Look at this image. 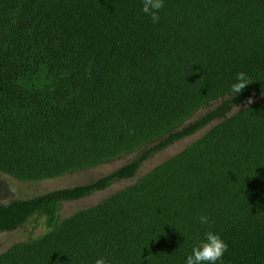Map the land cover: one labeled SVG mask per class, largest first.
I'll return each instance as SVG.
<instances>
[{
  "label": "trees",
  "instance_id": "16d2710c",
  "mask_svg": "<svg viewBox=\"0 0 264 264\" xmlns=\"http://www.w3.org/2000/svg\"><path fill=\"white\" fill-rule=\"evenodd\" d=\"M142 2L0 0V173L37 183L137 153L97 180L1 204L0 233L42 219L48 231L0 264H186L208 231L228 244L223 264H264V0H164L156 24ZM239 72L253 83L234 98ZM216 121L61 219L63 203L135 178Z\"/></svg>",
  "mask_w": 264,
  "mask_h": 264
},
{
  "label": "rangeland",
  "instance_id": "374dc122",
  "mask_svg": "<svg viewBox=\"0 0 264 264\" xmlns=\"http://www.w3.org/2000/svg\"><path fill=\"white\" fill-rule=\"evenodd\" d=\"M248 104L243 105L241 108L247 106ZM217 106V103H214L210 108L200 110L195 117L192 119L196 120L197 118L206 114L209 110L214 109ZM240 109H235L233 113L237 112ZM218 121L212 123L207 128L198 132L196 135L189 137L185 140H182L172 147L166 149L165 151L159 153L155 157L148 160L139 170L137 176L131 180H125L113 185L111 188L96 193L86 199L74 202H65L62 204V209L60 213L61 219L68 218L75 214L77 211L94 206L104 200L105 198L111 196L119 190H122L134 183H136L140 178L151 172L158 165L167 161L171 157L177 155L182 150H184L187 146L192 144L194 141L198 140L202 136H204L213 126H215ZM136 154L125 156L122 159L117 161L104 164L96 169L68 175L64 177H60L53 180H45L37 183H29V182H21L15 180L14 178L7 176L5 174L0 173V205L6 204L8 202L18 200V199H28L36 196H40L42 194L52 192L55 190L71 188L75 186H79L82 184H86L88 182L97 180L114 170L124 166L125 164L132 161ZM48 231L46 226V222L44 219L39 221H31L25 226L14 232H4L0 233V254L6 252L13 245L24 242L29 239L38 238L44 235Z\"/></svg>",
  "mask_w": 264,
  "mask_h": 264
},
{
  "label": "clouds",
  "instance_id": "9594fccd",
  "mask_svg": "<svg viewBox=\"0 0 264 264\" xmlns=\"http://www.w3.org/2000/svg\"><path fill=\"white\" fill-rule=\"evenodd\" d=\"M164 0H143L142 12L148 16L151 21L156 24L160 22V12L163 10ZM253 82L245 72L237 73L235 82L231 85V93L233 97L239 96L245 88ZM252 98H249L248 104L253 103ZM240 109L238 106H235ZM199 222L201 224H209L211 217L200 215ZM228 251V244L221 238L219 234L208 231L205 233V238L198 246L193 247L192 254L186 259V264H223V257ZM95 264H108L104 257L96 259Z\"/></svg>",
  "mask_w": 264,
  "mask_h": 264
}]
</instances>
